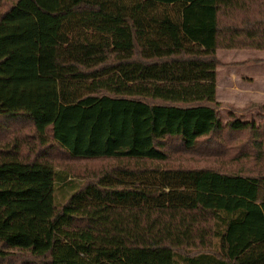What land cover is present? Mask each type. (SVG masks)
<instances>
[{"label": "trees", "instance_id": "trees-1", "mask_svg": "<svg viewBox=\"0 0 264 264\" xmlns=\"http://www.w3.org/2000/svg\"><path fill=\"white\" fill-rule=\"evenodd\" d=\"M221 50L264 51V0H0V264H264V104L223 123ZM176 144L204 165L56 169Z\"/></svg>", "mask_w": 264, "mask_h": 264}, {"label": "rangeland", "instance_id": "rangeland-1", "mask_svg": "<svg viewBox=\"0 0 264 264\" xmlns=\"http://www.w3.org/2000/svg\"><path fill=\"white\" fill-rule=\"evenodd\" d=\"M218 58L221 61V67H219L221 86H220V99L218 100L222 107L220 109L223 123L225 124L229 118L230 108L228 105H233L236 108H244L250 103L264 104V51L257 50H221L218 51ZM231 74L233 75V81L235 82L236 95L235 97H230L232 101L225 98V76ZM219 76V73H218ZM244 77V78H243ZM249 77V78H246ZM241 87L250 88L247 94L251 96H257L254 101H248V97L243 98ZM246 94V93H245ZM248 96V95H247ZM247 99V100H244ZM243 115V119L248 120L251 116H255L257 121L260 122V117L258 116V108H251L247 110ZM243 113H238L241 116ZM170 155V159L166 163L146 161L143 163H136L135 161H70L56 167L57 170L67 172L71 179L78 183L79 185H85L96 173H101L102 170L109 169L112 164L117 165H128L130 168H187V167H201L204 164L197 160L196 157L190 156L185 150H182L178 145H165L163 148ZM106 163V164H105ZM66 192L63 193L60 188L57 191L55 197L56 205H62L67 200ZM30 257L25 254L21 257L24 264H27ZM33 261V260H32ZM13 264H20L14 260Z\"/></svg>", "mask_w": 264, "mask_h": 264}, {"label": "crops", "instance_id": "crops-1", "mask_svg": "<svg viewBox=\"0 0 264 264\" xmlns=\"http://www.w3.org/2000/svg\"><path fill=\"white\" fill-rule=\"evenodd\" d=\"M237 51V50H236ZM243 51V50H242ZM222 65V64H221ZM221 67V66H220ZM219 67H218V70H217V99L219 100L220 99V84L222 83L221 82V79L222 78H220V71H219ZM218 73H219V76H218ZM233 75L231 74V76L229 77V75H228V73H227V75L225 76V83H224V89L226 90L225 91V98L226 99H228L229 101H232V99H230V97L232 98V97H235V95H236V90H234V89H236L234 86H235V82L233 81V78L234 77H232ZM244 78V77H243ZM246 78H249V77H246ZM250 88H245V87H241L239 90H242V92H243V95H242V97L243 98H245V97H248L247 99H248V101H254L255 102V99L257 98V96H251V95H249V94H247L248 92V90H249ZM246 93V94H245ZM248 95V96H247ZM247 99H244V100H247Z\"/></svg>", "mask_w": 264, "mask_h": 264}]
</instances>
